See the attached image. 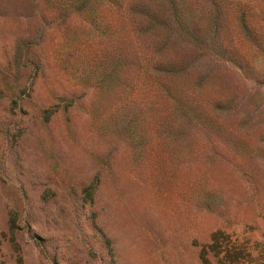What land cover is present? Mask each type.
<instances>
[{
	"label": "rangeland",
	"instance_id": "obj_1",
	"mask_svg": "<svg viewBox=\"0 0 264 264\" xmlns=\"http://www.w3.org/2000/svg\"><path fill=\"white\" fill-rule=\"evenodd\" d=\"M88 28L76 13L59 20L41 0L0 1V264H202L214 231L210 264H264V83L256 90L216 62L214 80L234 110H253L245 147L190 129L194 162H133L120 136L90 123L92 82L80 68L106 44ZM67 30L80 34L69 60ZM23 41L38 70L13 63ZM253 91L251 105L238 104Z\"/></svg>",
	"mask_w": 264,
	"mask_h": 264
},
{
	"label": "trees",
	"instance_id": "obj_2",
	"mask_svg": "<svg viewBox=\"0 0 264 264\" xmlns=\"http://www.w3.org/2000/svg\"><path fill=\"white\" fill-rule=\"evenodd\" d=\"M41 1L59 20L78 14L88 30L105 40L87 69L80 68L92 82L89 120L95 126L99 123L104 136H120L133 162L147 160L162 167L167 158L194 162L190 129L234 149L249 142L245 136L255 131L256 124L247 105L253 103L255 91L245 102L238 100L247 106L240 113L214 78L219 70L216 62H222L255 84L256 90L263 85L264 0H243L251 6L242 0ZM108 24L109 33L104 30ZM79 36L64 32L66 60L75 56L73 42ZM27 46L23 41L14 47L13 63L28 61L38 70V61L25 57ZM253 53L259 54L257 64L250 61ZM69 105L65 102L61 111ZM52 113L49 108L39 117L47 122ZM89 192L90 188L82 190L88 200ZM220 233L212 232L200 249L202 264H210L209 252L218 254Z\"/></svg>",
	"mask_w": 264,
	"mask_h": 264
}]
</instances>
